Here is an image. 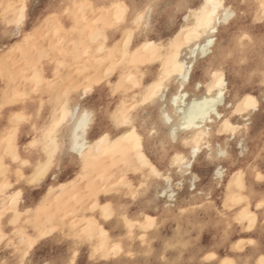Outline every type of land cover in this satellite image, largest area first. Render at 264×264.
Segmentation results:
<instances>
[{"label": "snow or ice", "instance_id": "obj_1", "mask_svg": "<svg viewBox=\"0 0 264 264\" xmlns=\"http://www.w3.org/2000/svg\"><path fill=\"white\" fill-rule=\"evenodd\" d=\"M46 3L31 31L27 5L20 6L11 20L5 21L11 31L4 35L15 40L9 51L28 43L53 16L67 15L55 0ZM75 7L83 10L85 6ZM98 11L105 23L122 34L113 46V51L125 57L121 73L130 64L151 63L140 56L142 52L163 50L166 56L158 74L150 75L144 85L139 74L135 79L127 77L128 86L141 93L137 110L111 98L125 82L122 74L115 86L107 85V100L103 95L99 99L90 95L92 86L77 95L69 89L58 93L48 110L41 101L32 116L17 112L10 118L5 147L0 152V264H98L123 252L119 245L112 246L110 253L103 251L98 238H106L108 233L95 221L84 231L62 232L52 226L55 221L51 217L43 227L31 226L57 190L49 184H58L60 172L74 167L80 175L70 178L68 184H59V190L76 185L89 172L102 147L120 149L121 158L131 153L136 171L163 181L162 186L143 182L134 186L122 181L121 190L114 187L108 203L92 205L94 212L99 208L101 220L119 221L129 230L135 225L122 202L125 196L137 210L174 201V189L181 187L185 175L193 186L200 179L193 175L197 163L214 166L209 191L226 173L230 192L247 193L249 185L257 184L262 190L245 201L244 211L236 218L250 238L232 245L231 258L220 260L214 245L204 248L200 243L201 236L211 232L215 217H223L228 211L229 201L225 199L222 209L213 210V219L204 215L206 207H213L209 195L206 204L195 206L201 210L199 217L192 215V208L182 209L181 214L187 213L191 220L183 243L170 241L164 249H176L180 255L176 260L161 256L158 264H264V123L256 128L253 120L257 113L264 118V60L258 69L254 63L243 68L225 64L229 56L245 64L244 43L250 41L252 25L258 20L264 29V0H120L100 6ZM174 34L175 39H164ZM222 37L234 41L236 47L224 48ZM93 39L100 43L101 52L107 51L103 30ZM259 44L264 51V33ZM115 67L113 64L103 74L104 79L95 83L104 85ZM95 91L102 93L104 89ZM244 157L246 161L237 163ZM224 162L235 165L231 172ZM34 196L42 198L29 207L28 201ZM156 226L152 216L145 217V224L140 225ZM185 249L189 257L196 258H183Z\"/></svg>", "mask_w": 264, "mask_h": 264}, {"label": "rangeland", "instance_id": "obj_2", "mask_svg": "<svg viewBox=\"0 0 264 264\" xmlns=\"http://www.w3.org/2000/svg\"><path fill=\"white\" fill-rule=\"evenodd\" d=\"M106 0H71L70 2L68 1V0H55V2H56V4L58 5H60V6H63L64 7V9L66 10V12H67V15H64V16H53L52 17V19H50V20H48V22L47 23H44V24H42L41 26H40V30H39V32L37 33H35L34 34V36H33V38L30 40V41H32V42H29L28 44H24L23 46H21V49H20V52H19V49H17L15 52L14 51H9V49L12 47V44L13 43H15V40H14V38L13 39H9L8 38V36H6V35H4V33L5 32H10L11 30V26L10 25H7V24H5V21L6 20H11V18L14 16V14L17 12V10L16 9H18L21 5H27L28 6V12L30 13V12H33V15H35L37 18H36V22L37 21H39L40 19H41V14L44 12V10H45V8L47 7V3H46V0H0V45L1 44H3V43H7L6 44V46H5V49H4V51H0V115H3V111H5V109L6 110H10L9 112L11 113V117L12 116H14L17 112H21V113H23L24 115H25V109L23 108L24 107V103H25V101L28 99V97H29V94L26 92V90H25V87L28 85V83H29V81H31V82H33L34 84H33V89H34V91H39V89H40V87H41V85L43 84V81L42 80H40L42 77L41 76H43L44 75V73H46V72H43L42 71V69L44 70V65H46V62H49V63H56L57 64V70L58 71H62V70H69V73H67V75H72L70 72H72V69H71V64L70 63H68V61H67V58L70 60V62H72V60H74L73 58H78V60H79V64L80 65H83L84 67L83 68H85V67H87V66H89L90 65V63H88L89 62V60L91 61L92 59H94V63H96V59H98V58H100L102 55L104 56L105 54H104V52H102V54L100 53V54H95V56L94 55H92V57L88 60V61H86V60H84L85 58H88V54H89V56H91V54H93V53H87V51L88 50H90V49H94L95 50V48H97V47H101V45H100V43H98L96 40H93L92 42L93 43H91L90 42V37L92 36V37H94V34H95V32H98V31H100L101 29L103 30V32H104V34H105V36H106V31H108V32H111L112 31V27L110 26V24H107V23H105L104 22V20H105V17L101 14V13H99V11H98V8L100 7V6H104V5H108L107 4V2H105ZM118 0H114L113 2H117ZM72 2V3H71ZM90 2V3H89ZM63 3V4H62ZM103 3V4H102ZM71 4V6L72 7H69V5ZM99 4V5H98ZM14 5V6H13ZM77 5H81V6H85L84 8H83V10H81V8H78V7H75V6H77ZM92 6V7H87V6ZM75 8V9H74ZM77 9V10H76ZM6 10V11H5ZM74 10V11H73ZM9 11V12H8ZM89 13H91L90 15H88L89 16V18L91 19V20H89L90 22L93 20L95 23H90L89 21H87L88 20V18L85 20V19H83L82 17L84 16V17H88L86 14H89ZM79 14V15H78ZM39 15V16H38ZM81 15V16H80ZM86 15V16H85ZM98 15V16H97ZM76 16H77V18H76ZM93 16H95L94 18H93ZM59 17H60V19H59ZM80 17V18H79ZM101 17H103L102 19H101ZM96 18H97V20H96ZM80 19V20H79ZM104 19V20H103ZM2 20V21H1ZM66 20V21H65ZM86 21V23H87V25H86V28H88V32L87 33H90V36H85L84 34H83V31H84V29H86L85 28V26H84V24H86L85 23V21ZM81 21L82 22H84L83 24L81 23ZM92 21V22H93ZM93 24V25H98L97 23H99L100 25H98L97 27H95V26H93V27H95L97 30H95V28L93 29V27L92 28H90V24ZM2 23V24H1ZM54 23V24H53ZM62 23V24H61ZM103 23H104V25H103ZM32 24V23H31ZM34 25H32V28H33V26H36V23H33ZM1 25H2V27H1ZM72 25V26H71ZM74 25V26H73ZM83 25V26H82ZM6 26V27H5ZM57 26V27H56ZM76 26V27H75ZM92 26V25H91ZM30 27V26H29ZM28 27V28H29ZM80 28V29H78V28ZM82 27H84V28H82ZM32 28L30 27V30L29 31H31L32 30ZM43 28H44V30H43ZM49 28V29H48ZM53 28V29H52ZM74 28V29H73ZM61 29V30H60ZM65 29V30H64ZM100 29V30H99ZM58 30V31H57ZM60 30V31H59ZM92 30V31H91ZM94 30V31H93ZM69 31V32H68ZM77 31V32H76ZM56 32V33H55ZM63 32V33H62ZM85 32V31H84ZM92 32V33H91ZM112 32H117V31H115L114 29H113V31ZM43 33V34H42ZM45 33H47V34H45ZM55 33V34H54ZM70 33V34H69ZM77 33V34H76ZM81 33H82V35H84V36H82L81 35ZM262 33H264V29H262V27H261V24H260V22L257 20V22L255 23V24H253L252 25V30L248 33V35H249V37H250V41H248V42H245L244 43V55H243V59L245 60V64L244 65H240L239 64V62L235 59V57L234 56H229L226 60H225V64L227 65V64H231V65H233V66H235V67H239V68H243V67H247L250 63H254L255 64V66H256V68L258 69L259 68V66H260V63H261V61L262 60H264V51H262L261 50V47H260V44H259V39H260V36H261V34ZM39 36H38V35ZM62 34V35H61ZM64 34V35H63ZM37 35V36H36ZM48 35H49V37H48ZM58 35L60 36V37H58ZM70 35V36H69ZM73 35V36H72ZM119 35L121 36L122 34L119 32ZM43 36H44V38H43ZM50 36H51V38H50ZM64 36H65V38H64ZM71 36L72 37H76L74 40H76V41H72L71 42V40H68V41H70V42H67L66 41V38H71ZM64 38V39H63ZM83 38V39H82ZM87 38H88V40H87ZM9 39V40H8ZM46 39V40H45ZM85 39V40H84ZM93 39V38H92ZM7 40V41H6ZM40 40V41H39ZM42 41H44L43 43H42ZM79 41V42H78ZM82 41V42H81ZM83 41H86V43H87V45H86V43L85 44H83ZM2 42V43H1ZM37 43V44H35V43ZM73 42H74V44H73ZM90 43V44H89ZM46 44V45H45ZM97 44V45H96ZM222 44H223V47L224 48H228V47H233V48H235L236 47V44H235V42L234 41H232V40H229V39H224L223 37H222ZM44 47H43V46ZM64 45V46H63ZM105 45V46H104ZM103 45V47L105 48L106 47V43ZM32 46V47H31ZM38 46V47H37ZM42 46V47H41ZM46 46V47H45ZM70 46V47H69ZM77 46V47H76ZM85 46V47H84ZM88 46V47H87ZM9 47V48H8ZM25 47H27V48H29V50H25ZM63 47H65V48H63ZM67 47V48H66ZM47 48L49 49V50H47ZM62 48V49H61ZM72 48V49H71ZM73 48H75V49H79V50H81V52H79L78 53V55L76 56L74 53H73V51L72 50H75V49H73ZM85 48V49H84ZM7 49V50H6ZM32 49H33V51H32ZM59 49H61V50H59ZM65 49H67V53H66V51H64ZM106 49V48H105ZM44 50H46V52L44 51ZM65 52V53H63V51ZM69 50V51H68ZM22 51H23V53H22ZM25 51V52H24ZM58 51V52H57ZM60 51H62V53L60 54ZM78 51V50H77ZM17 54V56L14 54ZM18 52V53H17ZM34 52V53H33ZM148 52V51H147ZM4 53V54H3ZM30 53V54H29ZM46 53V54H45ZM81 53V54H80ZM105 53H107L106 51H105ZM119 53H120V55H119ZM146 53V52H145ZM145 53H143V54H145ZM149 54L151 53V52H148ZM7 54V55H6ZM12 54V55H11ZM19 54L20 55H22V56H19ZM28 54H29V56H28ZM5 55V56H4ZM24 55V56H23ZM26 55L28 56V57H26ZM33 55H34V57H33ZM117 55H118V59H119V65H121V62L120 61H122V60H124V55H123V53H121L120 51H117ZM147 54H145V55H143V58L145 59V60H150L151 61V63H147L146 65H148V64H153L151 67L154 69L156 66V60L157 59H155L154 58V56H153V54H151L150 56H146ZM14 56H16L17 57V59H15L16 57H14ZM80 56V57H79ZM87 56V57H86ZM5 57V58H4ZM8 57H10V58H8ZM21 57V58H20ZM24 57V58H23ZM97 57V58H96ZM124 57V58H123ZM253 57V58H252ZM15 60H14V59ZM20 58V59H19ZM75 58V59H76ZM123 58V59H122ZM31 59V60H30ZM33 59V60H32ZM65 59V60H64ZM14 60V61H13ZM18 60V61H17ZM26 60V61H25ZM82 60V61H81ZM8 61H9V63H11L12 62V65H10L9 63H8ZM16 61H17V64H15L16 63ZM31 63H30V62ZM34 61H35V63H34ZM154 61V62H153ZM27 62V63H26ZM38 62V63H37ZM43 62H45L44 64H43ZM19 63H20V65H19ZM30 63V64H29ZM32 63H33V66H32ZM94 63H92V64H94ZM23 64L24 65H27L26 66V68H24V66H23ZM20 67H19V66ZM36 65V66H35ZM60 65H63V67L61 66L60 67ZM131 65L133 66V67H131ZM11 66V67H10ZM31 66V67H30ZM42 66V67H41ZM70 66V67H69ZM13 67H15V68H13ZM35 67H37V68H35ZM39 67V68H38ZM129 69L131 68H134L135 69V67H134V64H130L129 66ZM23 68H24V70H23ZM61 68H62V70H61ZM83 68L81 67V71L83 70ZM34 69V70H33ZM71 69V70H70ZM157 68H155L154 70H156ZM18 70H19V72H18ZM30 70H33V71H31L30 72ZM133 70V69H132ZM137 70V69H136ZM22 71V72H21ZM25 71V72H24ZM45 71V70H44ZM135 70H133L132 72H134ZM29 72H30V74H29ZM11 73V74H10ZM40 73V74H39ZM43 75H42V74ZM138 72L136 71L135 72V74L134 73H131L132 74V76H136L135 78H137V74ZM20 74V75H19ZM34 74V75H33ZM64 73H61L60 74V76L62 77V79H61V77H59L58 78V81H57V84L58 85H62L63 84V82L62 81H64L65 79H63V78H68V77H71L70 75L69 76H67L66 74H64ZM46 75V74H45ZM65 76V77H64ZM67 76V77H66ZM20 77V78H19ZM97 77V76H96ZM101 80H102V77L101 76H98ZM133 77V78H134ZM86 78V77H85ZM85 78H82L83 80L85 79ZM134 78V79H135ZM22 81V83H20V81ZM70 79L71 78H69L68 79V81H64L65 83L64 84H70L69 82H71L70 81ZM73 79V78H72ZM81 79V80H82ZM87 79V78H86ZM97 79L98 78H96V80L94 81V82H96L97 81ZM18 80V81H17ZM60 80V81H59ZM80 79H79V81H80V83L83 81H81ZM11 81V82H10ZM18 82V83H16L15 84V82ZM41 81V82H40ZM86 81V80H85ZM14 82V83H13ZM46 82V84L47 85H56V83H54V82H51V80L50 81H45ZM68 82V83H67ZM78 82V81H77ZM40 83V84H39ZM54 83V84H53ZM73 83H75V82H72V84ZM79 83V82H78ZM77 83V84H78ZM86 83L87 82H82L81 83V85L80 86H84V85H86ZM10 85H12V87H10ZM20 85V86H19ZM74 85H76V84H74ZM98 86H96V87H94V93L96 92L95 91V89H97V88H101L103 85H99V84H97ZM259 85V83L257 82V84H256V86H258ZM66 85H64V87H65ZM77 86V85H76ZM100 86V87H99ZM10 87V88H9ZM17 87V88H16ZM67 87V86H66ZM65 87V88H66ZM74 87L75 86H73L72 85V87L70 86L69 87V85H68V89H74ZM79 87V86H78ZM7 88V89H6ZM38 88V89H37ZM71 89V90H72ZM125 91H127V92H129V93H136V92H134L135 90H138V88H136V87H130V86H128V83H127V86L125 87V88H123ZM127 89V90H126ZM6 90H8V92L6 91ZM124 90H122L123 92H124ZM131 90V91H130ZM22 92V93H21ZM4 93H5V96H4ZM7 93H8V95H7ZM35 94H37V92L35 93ZM23 95V96H22ZM95 95H97V98L99 99V97H100V95H102L101 93H99V92H96L95 93ZM122 95H124V94H122ZM8 96V97H7ZM11 96V97H10ZM13 96V97H12ZM19 96H20V98H19ZM16 98V99H15ZM7 99V100H6ZM114 98H112V100H113ZM134 100V101H133ZM133 100H131L130 102H133V104H132V106L130 105V109H133V110H137V107H135V106H139V104H138V102H137V100H136V98L134 99L133 98ZM114 101V100H113ZM135 102V103H134ZM22 103V104H21ZM15 104H17V105H15ZM135 104V105H134ZM129 105V104H128ZM127 105V106H128ZM257 114H259V113H257ZM257 114H255L254 115V117H253V120H254V125H255V127L256 128H259L260 126H261V124L262 123H264V118H262V116H261V114H259V115H257ZM2 117V116H1ZM10 117V118H11ZM257 119V120H256ZM9 121H10V119H9ZM9 126V123L4 127V129H3V132H4V138L2 139V141H5V139H6V133H7V129L9 128L8 127ZM24 125H21V127H23ZM1 141V142H2ZM3 143V142H2ZM4 144V143H3ZM2 144V145H3ZM4 147H5V145H3ZM247 158V157H246ZM245 157L244 158H242L241 160H239V163H243L244 161H246L247 159H246ZM123 159V158H122ZM125 162L127 163V164H125ZM129 163L130 164H132V165H135L133 162H132V158H124L123 160H122V166L123 167H125V168H122V166H121V168H122V170L120 169V168H118L119 169V173H121V171H122V176H126V177H123V180H124V178L126 179V182L127 181H129V183H131V184H135V186H138L139 185V183H148V184H151V182H153V181H156V180H158L159 178H151V177H148L146 174H144L142 171H136L135 169H133V168H131L130 167V169H128V171H126L127 169H126V167H128V165H129ZM129 168V167H128ZM126 169V170H125ZM133 169V170H132ZM124 173V174H123ZM129 173L131 174V176L129 175ZM135 174V175H134ZM144 174V175H143ZM117 175V176H116ZM115 176L116 177H118L119 179H122V177L120 178L119 176L121 175V174H116ZM145 176H147V178L145 177ZM116 177H114L113 176V179H115ZM130 177H132V178H130ZM140 177V178H139ZM145 177V179H142V178H144ZM117 178V179H118ZM112 179V178H111ZM117 179L115 180L116 182L114 183V184H110V182H111V180L109 181V184H110V186H107L106 187V190L108 189V191H106L105 190V184H106V182L105 183H103V179L102 180H98L99 181V183H97V184H100L101 183V181H102V184H104V186L103 185H99V186H97L96 188H98L99 187V189H102L101 187L103 186V190H101V191H106V192H101L103 195L105 194H107L106 196L107 197H111L112 195H113V193H111V192H113L112 190V188L113 187H116V189L117 190H121V182H119L120 180H118L117 181ZM128 179V180H127ZM138 179V180H137ZM152 179V180H151ZM154 179V180H153ZM135 180H137L136 182H135ZM97 181V182H98ZM125 181V180H124ZM112 182H114V180L112 181ZM117 185V186H116ZM118 185H119V187H118ZM109 187V188H108ZM202 188L205 190V192L207 193V190H209V188H210V184L209 183H205V184H203L202 185ZM111 189V190H110ZM207 189V190H206ZM249 189L251 190V191H249L248 193H241V194H236V192H234V194L236 195V198L234 197V199H235V202H233V201H229V203H228V211L224 214L225 216H223V218L222 217H215V224H214V226H213V230H211V232H210V234H208L209 232H205L202 236H201V244H202V246L204 247V248H212L213 247V245L215 246V253H221V252H225V251H227L228 250V248L230 249V250H228V252H225L224 254L227 256V257H231V253L229 254V251L231 252L232 251V245L233 244H235V243H237V242H239L240 240H246V239H248V238H250V234L249 233H247V232H244V231H242L240 228H239V225H237L236 224V218L237 217H239L240 216V214L243 212V210H244V208L246 207V204H245V201H249V200H251L252 199V196H254V195H258L257 193L259 192V193H261V188H260V186L257 184V185H255L254 187L253 186H251V185H249ZM255 191V192H253V191ZM234 191V190H233ZM232 191V192H233ZM257 191V192H256ZM252 192V193H251ZM111 193V194H110ZM229 193H231L228 189H227V192H226V189H225V195L227 196V195H230ZM254 193V194H253ZM196 194H198V193H196ZM232 195H234L233 193H231ZM243 194V195H242ZM248 194V195H247ZM183 195V196H182ZM192 195L193 194H191L190 196H188V198H186V196H185V193H181L180 194V196H179V198L177 199V200H179V201H176L175 202V205L174 206H171L170 208H172V210L170 209V210H168L169 209V207H158V209L156 208L155 209V214H153V212H152V214H150V212L147 210V209H142V210H144V211H142V210H140L139 212H138V210H137V208H136V205L135 204H128V198L125 196L124 198H123V200H122V202H124L126 205H127V214H128V219L134 224V222H135V224L134 225H137L136 227H133L131 230H129L125 225H123L122 223H120L119 221H115L114 222V220H112V219H109V221L108 220H99V219H101L100 218V214H95V219H96V221H97V223H99L100 225H101V227H103V228H107V229H109V231H108V236L106 237L107 238V240H105L106 238H103V240H102V238H98V243H100V244H103V246L105 247V249L103 248V251L106 253V249L109 247V249H107L108 250V252L107 253H110L111 252V248H110V245L112 244V241L110 242V238H111V233H114V232H117V233H120V237H121V239L123 240V252L124 253H122V254H117V255H112V256H110L109 257V259L108 260H104V259H101L100 261H98V264H107V263H109V264H117V262H118V264H158V262H159V260L160 259H158L157 258V256H163L164 254H162V252H164L163 250H164V248H165V246L170 242V241H175V242H177L178 241V239H180L177 243H180V244H182L183 243V237H184V235L186 234L185 232H187V225L189 224V223H191V220L188 218V214L187 213H185V214H181L182 213V209H184V208H192L194 211H193V213H192V215L193 216H195V217H199L200 216V214H201V211L200 210H198V209H196L195 208V206H196V204L198 203V202H200V204H206L207 203V201H208V199L207 198H205V194H202V196H201V194H198V195H195V196H193V198H192ZM237 195H240V196H238L237 197ZM198 196V197H197ZM241 196H243V200H240V197ZM248 196H249V198H248ZM182 197V198H181ZM227 197H229V196H227ZM231 197H233V196H231ZM247 197V198H246ZM251 197V198H250ZM196 198H198V199H196ZM199 198L201 199V200H203L202 198H205L204 199V203L202 202V201H199ZM109 199V198H108ZM118 199H119V197H118ZM192 199H193V201H192ZM194 199H196L197 201H195ZM237 199V200H236ZM239 199V200H238ZM185 200H187V203L185 204ZM102 202H103V200H102ZM183 202V203H182ZM202 202V203H201ZM191 203H193V204H191ZM195 204V205H194ZM130 205V206H129ZM222 205H223V203L221 202L220 203V205H219V207L218 208H221L222 209ZM245 205V207L243 208V206ZM89 206V205H88ZM133 206H135V207H132ZM180 206H182V207H180ZM64 206H61V211H60V214H59V217H61V218H63V219H65V221L64 220H62L64 223V227H65V229H67V230H69V231H73L75 228H79L78 230H82V228H81V226L80 225H85L86 226V223L84 222H82L80 225H77V224H79V222H76L75 220H76V218L77 219H79V216H77L78 215V213H79V215L81 214V213H87V212H89L90 210H89V208L91 207V206H89V207H83V208H85V209H88V210H85V209H81V210H78V211H76V213H74V211H75V209H72V211H70L69 209H65V207L63 208ZM243 209H242V208ZM131 208V209H130ZM91 209H92V207H91ZM166 209V210H165ZM240 209V210H239ZM133 210H135V211H133ZM210 210V211H209ZM209 210L207 211V207L203 210V214H205V215H207V216H209V219H213L214 217H213V215H212V213H213V210L214 209H210L209 208ZM239 210V211H238ZM92 211V210H91ZM98 212H99V208H98V210H97ZM97 211H96V213H97ZM170 211H172V212H170ZM200 211V212H199ZM240 211H242L241 213H239ZM170 212V213H169ZM208 212H210V213H208ZM62 213V214H61ZM63 213H67L68 214V218H67V216L66 217H64V215L65 214H63ZM142 213V215H140ZM238 213H239V215H238ZM137 214V215H136ZM170 214V215H169ZM71 215H72V218H71ZM83 215V214H82ZM98 215H99V217H98ZM135 215V216H134ZM140 217H139V216ZM81 216V215H80ZM138 216V217H137ZM147 216H152L153 218H155L156 220H157V226L155 227V228H141L140 227V225L139 224H141V225H143V224H145V217H147ZM227 216V217H226ZM230 216H231V219H232V223H231V227H228V223H230L231 221V219L230 220H228L229 218H230ZM58 217V216H57ZM226 217V218H225ZM67 218V219H66ZM70 218V220H71V223H70V221L68 222V219ZM225 218V219H224ZM228 218V219H227ZM168 219V220H167ZM72 220H74L75 222H76V224H73L72 226L70 225H68V223L69 224H72ZM138 220V221H137ZM221 220H222V222L223 223H221ZM66 221L68 222V223H66ZM74 221H73V223H74ZM103 223H102V222ZM139 221H142V222H139ZM160 221V222H159ZM162 221V222H161ZM227 221H229V222H227ZM138 223V224H137ZM222 224V226H221V224ZM224 223H225V225H224ZM104 224V225H103ZM110 224V225H109ZM227 224V225H226ZM123 225V226H122ZM234 225V226H233ZM235 225H237V227L235 226ZM122 228H121V227ZM221 226V227H220ZM116 227H118V229H116ZM239 228L240 229V231H238L239 229H236V228ZM81 228V229H80ZM120 228H121V230H120ZM219 228V229H218ZM235 228V229H234ZM126 229V230H125ZM137 229V230H136ZM127 230H128V232H127ZM142 232H141V231ZM145 230V231H144ZM156 230V231H155ZM164 230V231H163ZM168 230V231H167ZM233 230V231H232ZM236 230H237V232L238 233H240V235H238V233L236 232ZM61 231L63 232L64 231V229H61ZM133 231V232H132ZM135 231V232H134ZM166 231V232H165ZM179 231V232H178ZM109 232H110V234H109ZM145 232V233H144ZM157 232V233H156ZM177 232V233H176ZM242 232V233H241ZM243 232L244 233H247V234H243ZM127 233V234H126ZM130 233V234H129ZM132 233V234H131ZM136 233V234H135ZM139 233V234H138ZM122 234H124V235H122ZM126 234V235H125ZM134 234V235H133ZM146 234V235H145ZM184 234V235H183ZM207 234V235H206ZM249 234V235H248ZM148 236L149 235V238L148 237H146L144 240H141L140 239V237L141 236ZM234 235V236H233ZM247 235V236H246ZM215 236H217L218 238L216 239V237ZM138 237V238H137ZM177 237V238H176ZM182 239H181V238ZM204 237V238H203ZM232 237V238H231ZM241 237V238H240ZM236 238V239H235ZM237 238H238V240H237ZM110 239V240H109ZM139 239H140V241H139ZM154 239V240H153ZM177 240V241H176ZM203 240V241H202ZM231 240V241H230ZM102 241V242H101ZM129 241V242H128ZM137 241H139V242H137ZM143 241H145V242H147V246H146V243H144ZM205 241H207V243H204ZM224 241H227V244H225V242ZM228 241H229V243H228ZM126 242V243H125ZM141 242V243H140ZM152 242V243H151ZM111 243V244H110ZM137 243V244H136ZM144 243V244H143ZM155 243V244H154ZM223 243V244H222ZM180 244H177V245H180ZM205 244V245H204ZM228 244H230L229 246L230 247H228ZM106 245V246H105ZM130 245V246H129ZM142 245V246H141ZM144 245V246H143ZM165 245V246H164ZM217 245H219V247L218 248H216L217 247ZM221 245H223L222 247H221ZM227 245V246H226ZM113 246V244L111 245V247ZM134 246L136 247V248H134ZM152 246V247H151ZM107 247V248H106ZM127 247L129 248V249H127ZM140 247V248H139ZM142 247H143V249H142ZM149 247H150V249H149ZM127 250H126V249ZM137 248H139V249H137ZM157 248H158V250H157ZM220 248V249H219ZM137 249V250H136ZM147 249V250H146ZM161 249H162V251H161ZM169 249L170 248H168L167 249V252H165V255L167 256H163L165 259H168V255H169V260H173L175 257H176V259L178 258L177 256H179L180 254L179 253H177L178 251L176 250V249H170V250H172V251H169ZM225 249V250H224ZM141 253H140V252ZM145 251V252H144ZM147 251H149V252H147ZM161 251V252H160ZM126 252V253H125ZM160 252V254L159 255H157L158 253ZM175 252V253H174ZM187 252H188V250L187 249H185L184 250V256H183V258H185V259H188L189 258V256L187 255ZM106 253V254H107ZM128 253H131V255H129ZM152 255H151V254ZM228 253V254H227ZM128 254V255H127ZM162 254V255H161ZM175 255L174 257H171L172 255ZM177 254V255H176ZM179 254V255H178ZM119 255V256H118ZM135 255H138V256H135ZM157 255V256H156ZM229 255V256H228ZM216 256H217V254H216ZM188 257V258H187ZM135 258V259H134ZM159 258H161V257H159ZM196 257L195 256H192L191 258H189V259H195ZM147 259V260H146ZM111 260V261H110ZM119 260V261H118ZM137 260V261H136ZM125 261H127V262H125ZM135 262V263H134ZM136 262H138V263H136ZM145 262V263H144ZM209 264H211L210 262H209Z\"/></svg>", "mask_w": 264, "mask_h": 264}, {"label": "bare ground", "instance_id": "obj_3", "mask_svg": "<svg viewBox=\"0 0 264 264\" xmlns=\"http://www.w3.org/2000/svg\"><path fill=\"white\" fill-rule=\"evenodd\" d=\"M21 1V0H20ZM69 2L71 1V0H68ZM114 0H106L105 2H107V4H111V3H115V2H113ZM117 2H120V0H118ZM72 3V2H71ZM90 3V2H89ZM63 4V3H62ZM103 4V3H102ZM59 5V4H58ZM71 5V4H70ZM99 5V4H98ZM14 6V5H13ZM22 6V5H21ZM75 9V8H74ZM16 10H18V9H16ZM77 10V9H76ZM82 10V9H81ZM6 11V10H5ZM74 11V10H73ZM9 12V11H8ZM29 13V12H28ZM91 13H89V14H86L87 16L88 15H90ZM79 15V14H78ZM85 15V16H86ZM39 16V15H38ZM81 16V15H80ZM98 16V15H97ZM95 16H93V18H94ZM36 16L35 15H33V12H30L29 13V26L32 28V25H34L33 23H36ZM76 18H77V16H76ZM80 18V17H79ZM83 19H87L88 18V20L87 21H89V20H91L90 18H89V16L88 17H82ZM103 17H101V19H102ZM59 19H60V17H59ZM80 20V19H79ZM84 20V21H85ZM96 20H97V18H96ZM104 20V19H103ZM2 21V20H1ZM40 21V20H39ZM66 21V20H65ZM93 21V20H92ZM90 22V23H95L94 21L93 22ZM88 22V23H89ZM32 23V24H31ZM81 23L83 24L84 22H82L81 21ZM85 23H86V21H85ZM89 23V24H90ZM2 24V23H1ZM54 24V23H53ZM62 24V23H61ZM98 25H100L99 23H97ZM86 25H87V23L86 24H84V26H85V28H86ZM92 25V26H91ZM98 25H93V24H90V28H92L93 26H95V27H97ZM103 25H104V23H103ZM28 26V27H29ZM72 26V25H71ZM74 26V25H73ZM83 26V25H82ZM101 26V25H100ZM105 26V25H104ZM190 26V25H189ZM1 27H2V25H1ZM6 27V26H5ZM30 27L28 28L29 30H30ZM33 27H35V26H33ZM42 27V26H41ZM57 27V26H56ZM76 27V26H75ZM95 27H93V29L95 28ZM78 28V27H77ZM82 28H84V27H82ZM89 28V27H88ZM88 28H86V29H84V31H83V34L85 35V36H87L88 34V36H90V33H87L88 32ZM98 28V27H97ZM49 29V28H48ZM53 29V28H52ZM74 29V28H73ZM78 29H80V28H78ZM11 30V29H10ZM28 30V31H29ZM43 30H44V28H43ZM61 30V29H60ZM59 30V31H60ZM65 30V29H64ZM95 30H97L96 28H95ZM100 30V29H99ZM102 30V29H101ZM58 31V30H57ZM87 31V32H86ZM92 31V30H91ZM94 31V30H93ZM109 31V30H108ZM108 31H106L107 33H106V36H107V42H106V52L107 53H105L104 52V56L102 55L100 58H98V59H96L95 61H96V63H94V59H92L91 61L89 60L91 57H92V55H94L95 56V54H102V52L99 50L100 48L99 47H97V48H95V50L92 48V49H90V50H88L87 51V53L89 52V53H93V54H91V56H89V54H88V58H85L84 60H86V61H88L89 60V62L88 63H90V65L89 66H87V67H85V68H83L84 66L83 65H80L79 63V60H78V58H73L74 60H72V65H71V69H72V72H70L72 75H70L71 77H68L67 79L66 78H63V79H65L66 81H68V79L69 78H71L70 79V81L71 82H69L70 84H68L69 85V87L71 86L72 87V85L73 86H75L74 87V89H72L71 90V94L72 95H77V94H80L81 92H82V90H83V88L84 87H89V86H92L93 88H94V85L96 84L94 81L96 80V78H98V79H100L98 76H101L102 77V79H104V76H103V74L104 73H107L108 71H109V68L113 65V64H115L116 65V67L113 69V71H112V74H111V76H109V77H107V80H106V83L102 86V87H104V86H106L105 88H103L104 89V91L101 93L102 95H103V97L105 98V100H107V98H108V96H109V94H110V90L107 88V85L108 84H111V85H113V86H115L119 81H120V78H121V75L123 74L124 75V77H125V82L124 83H122L121 85H120V88H119V90H117L116 91V93H115V95L114 96H112L111 98H115V97H117V96H119L120 94L122 95V94H124V95H120L121 96V98H119V102L118 103H123L124 105H128L127 107L129 108L130 107V105L132 106V104H133V102H130L131 100H133V98L135 99L136 98V100H137V102H138V104L140 105V96H141V93H140V90L138 89V90H135L134 92H136L135 94L134 93H129V92H127V91H125L123 88H125L126 86H127V83H128V81H127V77L129 76V75H131L132 76V74L131 73H134L135 74V72L137 71L138 73L136 74L137 76H138V74H139V80H140V84H142V85H144L145 84V82H147L148 80H149V77H150V75H152L153 73H156V74H158V72H159V68L162 66L161 65V60L166 56V52H164L163 50H161V51H159V52H153V51H151V50H149L148 52H151L150 54L147 52V51H145V52H142L141 54H140V56L143 58V55H145V54H147L148 56H150L151 54H153V56H154V58L155 59H157L156 60V67L155 68H157L156 70H154L151 66L154 64H148V65H146V64H139V65H135L134 64V67H135V69L134 68H132L133 70H135L134 72H132L133 70L130 68L129 69V67H126V69H125V71L123 72V73H121L120 72V67H121V65H119V59H118V55H117V51H113V46H114V44H115V41L120 37V35H119V32H112L113 31V29H112V31L111 32H108ZM39 32V31H38ZM37 32V33H38ZM69 32V31H68ZM77 32V31H76ZM56 33V32H55ZM54 33V34H55ZM63 33V32H62ZM92 33V32H91ZM96 33V32H95ZM43 34V33H42ZM45 34H47V33H45ZM70 34V33H69ZM77 34V33H76ZM38 35V34H37ZM36 35V36H37ZM62 35V34H61ZM60 35V36H61ZM64 35V34H63ZM81 35H82V33H81ZM84 35H82V36H84ZM39 36V35H38ZM59 35H58V37H60ZM70 36V35H69ZM73 36V35H72ZM71 36V38L69 37V38H66V41L67 42H70V41H68V40H71V42L72 41H76V40H74L76 37H72ZM35 37V36H34ZM48 37H49V35H48ZM8 38L9 39H13L11 36H8ZM43 38H44V36H43ZM50 38H51V36H50ZM64 38H65V36H64ZM63 38V39H64ZM93 37L91 36L89 39H90V42L91 43H93L92 41L94 40V39H92ZM8 39V40H9ZM83 39V38H82ZM164 39H175V34L174 35H172V36H168V37H164ZM46 40V39H45ZM85 40V39H84ZM87 40H88V38H87ZM7 41V40H6ZM40 41V40H39ZM89 41V40H88ZM29 42H32V41H28V43ZM44 41H42V43H43ZM79 42V41H78ZM82 42V41H81ZM2 43V42H1ZM28 43H26V44H28ZM35 43V42H34ZM86 43V41H83V44H85ZM133 43H135V41L133 42ZM6 44L7 43H3V44H1L0 45V51L2 52V51H4V49H5V46H6ZM35 44H37V43H35ZM73 44H74V42H73ZM90 44V43H89ZM8 45V44H7ZM46 45V44H45ZM86 45H87V43H86ZM97 45V44H96ZM23 46V45H22ZM25 46V45H24ZM43 46V45H42ZM41 46V47H42ZM64 46V45H63ZM105 46V45H104ZM32 47V46H31ZM38 47V46H37ZM44 47V46H43ZM46 47V46H45ZM70 47V46H69ZM77 47V46H76ZM85 47V46H84ZM88 47V46H87ZM185 47H186V45H183V46H181L180 47V52H181V54L183 55L184 54V52H185ZM9 48V47H8ZM63 48H65V47H63ZM67 48V47H66ZM21 49V48H20ZM20 49H19V52H20ZM62 49V48H61ZM61 49H59V50H61ZM72 49V48H71ZM73 49H75V48H73ZM85 49V48H84ZM7 50V49H6ZM25 50H29V48H27V47H25ZM47 50H49L48 48H47ZM78 50V51H77ZM135 49L133 48L132 49V51H134ZM32 51H33V49H32ZM45 52H46V50H44ZM63 51V50H62ZM62 51H60V54L62 53ZM64 51H66V53H67V49H65ZM63 51V53H65ZM69 51V50H68ZM73 51V53L77 56L78 55V53L79 52H81V50H79V49H75V50H72ZM15 52V51H14ZM13 52V53H14ZM25 52V51H24ZM58 52V51H57ZM16 53V52H15ZM14 53V54H15ZM18 53V52H17ZM22 53H23V51H22ZM34 53V52H33ZM122 53V52H121ZM143 53H145V54H143ZM4 54V53H3ZM30 54V53H29ZM29 54H28V56H29ZM46 54V53H45ZM81 54V53H80ZM7 55V54H6ZM12 55V54H11ZM16 56H17V54H15ZM119 55H120V53H119ZM146 55V56H147ZM5 56V55H4ZM16 56H14V57H16ZM19 56H22V55H20L19 54ZM24 56V55H23ZM27 55H26V57H28ZM147 56V57H148ZM1 57V56H0ZM33 57H34V55H33ZM80 57V56H79ZM87 57V56H86ZM5 58V57H4ZM8 58H10V57H8ZM21 58V57H20ZM19 58V59H20ZM24 58V57H23ZM97 58V57H96ZM124 58V57H123ZM122 58V59H123ZM145 58V57H144ZM143 58V59H144ZM253 58V57H252ZM14 59V58H13ZM15 59H17V57L15 58ZM14 59V60H15ZM125 59V58H124ZM184 59L186 60V59H188V57L187 56H185L184 57ZM13 60V61H14ZM31 60V59H30ZM33 60V59H32ZM65 60V59H64ZM18 61V60H17ZM17 61H16V63L15 64H17ZM26 61V60H25ZM82 61V60H81ZM123 61V60H122ZM30 62V61H29ZM121 62V61H120ZM154 62V61H153ZM8 63H9V61H8ZM27 63V62H26ZM31 63V62H30ZM29 63V64H30ZM34 63H35V61H34ZM38 63V62H37ZM45 62H43V64H44ZM92 63H94V64H92ZM10 65H12V62L11 63H9ZM19 65H20V63H19ZM18 65V66H19ZM23 66H24V68H26V66L27 65H24L23 64ZM32 66H33V63H32ZM36 66V65H35ZM45 66V65H44ZM63 67V65H60V67ZM11 67V66H10ZM20 67V66H19ZM31 67V66H30ZM42 67V66H41ZM46 67V66H45ZM70 67V66H69ZM81 67L83 68V70L81 71L80 69H81ZM131 67H133L132 65H131ZM13 68H15V67H13ZM24 68H23V70H24ZM35 68H37V67H35ZM39 68V67H38ZM70 69V70H71ZM137 69V70H136ZM34 70V69H33ZM33 70H30V72L31 71H33ZM45 70V69H44ZM43 69H42V71L43 72H45ZM61 70H62V68H61ZM18 72H19V70H18ZM22 72V71H21ZM25 72V71H24ZM30 72H29V74H30ZM54 72V71H53ZM56 72V71H55ZM60 72H62V71H60ZM69 72V71H68ZM32 73V72H31ZM11 74V73H10ZM40 74V73H39ZM42 74V73H41ZM61 74V73H60ZM20 75V74H19ZM34 75V74H33ZM43 75V74H42ZM59 75V74H58ZM67 75V74H66ZM68 75V76H69ZM44 76H45V73H44ZM97 76V77H96ZM59 77H61V76H59ZM58 77V78H59ZM65 77V76H64ZM67 77V76H66ZM87 79H86V78ZM132 77H134V76H132ZM136 77V76H135ZM134 77V78H135ZM20 78V77H19ZM43 78V77H42ZM73 78V79H72ZM82 78H85L84 80L82 79ZM56 79H57V77H56ZM60 79V78H59ZM61 79H62V77H61ZM79 79L82 81V82H87L86 83V85H84L83 87L82 86H80L81 85V83H80V81H79ZM19 80V79H18ZM17 80V81H18ZM40 80H42V79H40ZM44 81H45V79H43ZM64 80V81H65ZM86 80V81H85ZM15 82V84L16 83H18V82ZM20 81V80H19ZM32 81V80H31ZM54 81V80H53ZM57 81H58V79H57ZM60 81V80H59ZM64 81H62L63 82V84L61 85L62 86V88L64 87V85H66L65 87H64V89L63 90H59L60 92H62V91H67V90H69L68 89V85L67 84H64L65 82ZM79 83H78V82ZM11 82V81H10ZM41 82V81H40ZM72 82H75V83H73L72 84ZM14 83V82H13ZM20 83H22V81H20ZM44 83V82H43ZM56 84H57V82H55ZM68 83V82H67ZM78 83V84H77ZM32 84H34V83H32ZM40 84V83H39ZM46 84V83H45ZM54 84V83H53ZM74 84H76V85H74ZM80 84V85H79ZM17 85V84H16ZM58 85V84H57ZM20 86V85H19ZM79 86V87H78ZM98 86V85H97ZM10 87H12V85H10ZM9 87V88H10ZM31 87V86H30ZM53 87H55V86H53ZM100 87V86H99ZM257 87V89L259 88V85L258 86H256ZM17 88V87H16ZM7 89V88H6ZM38 89V88H37ZM122 90H124V92L122 91ZM127 90V89H126ZM7 92H8V90H6ZM38 91V90H37ZM131 91V90H130ZM97 92V91H96ZM95 92V93H96ZM22 93V92H21ZM95 93H94V91L92 92V93H90V95H94V96H97V95H95ZM57 93H55V95H56ZM7 95H8V93H7ZM4 96H5V93H4ZM23 96V95H22ZM8 97V96H7ZM11 97V96H10ZM13 97V96H12ZM19 98H20V96H19ZM16 99V98H15ZM34 99V98H33ZM7 100V99H6ZM114 101H115V99H113ZM44 101V100H43ZM134 101V100H133ZM116 103H117V101H116ZM135 103V102H134ZM22 104V103H21ZM15 105H17V104H15ZM35 105V104H34ZM135 105V104H134ZM136 107V106H135ZM24 108V107H23ZM131 108V107H130ZM129 108V109H130ZM6 110V109H5ZM34 110V109H33ZM133 110V109H132ZM6 112V111H5ZM3 114H4V112H3ZM29 115V114H28ZM257 115H259V114H257ZM3 116V115H2ZM255 118V117H254ZM255 120V119H254ZM257 120V119H256ZM1 122H2V120H1ZM3 124V123H2ZM1 124V125H2ZM0 125V126H1ZM6 126V125H5ZM4 127V126H3ZM9 127V126H8ZM24 127V126H23ZM8 130V129H7ZM4 138V132H3V128L1 127V129H0V152H3V150H4V146L3 145H5V144H3L2 142H4V141H2V139ZM22 139H26V136L25 137H23ZM2 141V142H1ZM3 144V145H2ZM115 152V155H113V153ZM119 152H120V149H112L111 147H102V149H101V152H100V154L98 155V156H96V157H94L93 158V161H92V164H91V168H90V170H89V172L88 173H86L82 178H81V180L76 184V185H74V186H70V187H68V188H66V189H64L63 191H60L59 190V184H68L69 183V180H70V178L71 179H75V176H77V175H80V173H79V171L78 170H76L74 167L71 169V170H69V169H64L63 171H61L60 172V175H59V177H58V181H59V183L58 184H49V187H52V188H55V189H57L56 191H54L52 194H51V196L49 197V200H48V202H47V206H46V209L42 212V213H40V215L38 216V217H36V218H34V221H33V224L31 225V226H33V227H36V226H40V227H43V226H45V224H46V221L48 220V218L49 217H51L52 218V220H54L55 221V223L54 224H52V226L53 227H57V228H59L60 230L61 229H64L65 230V227H64V222L62 221V220H64L65 221V219H63V218H61V217H59V214H60V211H61V206H64L65 207V209H69L70 211H72V209H75V211H74V213H76V211H78V210H81L84 206L85 207H89V206H91L92 207V205L93 204H99V205H103L104 203H108L109 202V197H107L105 194L103 195L101 192H106V191H108V189L106 190V187L107 186H110V184L112 183V184H114L116 181V179L118 178V177H116L117 175L116 174H121L119 177L121 178L122 177V179H117V181L118 180H120L119 182H121V181H126V179L124 178V180H123V177H126L125 175L124 176H122V171H121V173H119L120 171H119V169L118 168H120L121 170H122V168H125V167H123L122 166V160L124 159V158H132V154L131 153H128L127 154V156L126 157H124L123 159L121 158V156L119 155ZM246 158V157H245ZM247 159V158H246ZM133 162V161H132ZM237 163H239V161H237ZM125 164H127L126 162H125ZM135 164V163H134ZM129 165H131L132 167L131 168H133V169H135V167H136V165H132V164H130L129 163ZM121 166H122V168H121ZM223 166L228 170V172H231L232 171V168L233 167H235V165H229L227 162H224V164H223ZM127 169V170H126ZM126 171H128V169H130V168H128V167H126ZM132 169V170H133ZM194 169H195V171L193 172V175H195V176H198V177H200V179H198L197 181H196V184H195V186H193L192 185V182H191V180L188 178V176L187 175H185L182 179H183V183H182V185H181V187L179 188V189H174L175 191H176V193H177V198L174 200V201H171V202H169V201H167V200H165L162 204H158L155 208H150V209H147L149 212H150V214H152V212H153V214H155V209L157 208L158 209V207H169V209L168 210H172V208H170L171 206H174L175 205V202L176 201H179V200H177L178 198H179V196H180V194L183 192V193H185V196H186V198H188V196H190L191 194H193L192 195V198H193V196H195V195H198V194H201V196H202V194H205V198H207L208 199V197H209V195L211 196V202H212V209H215V208H218L219 207V205H220V203L222 202L223 203V201L225 200V199H228V201H233V199L232 198H236V195L234 194V192L235 191H233V192H231V193H233L234 195H232L231 193H229L230 195H227V196H229V197H227L226 195H225V189H226V192H227V180L229 179V175L226 173L223 177H221L220 178V180L218 181V184H217V187H215V188H211V190L209 191V190H207V193L205 192V190L202 188V185L203 184H205V183H209L210 184V186H211V184L213 183V177L215 176V170H214V166L213 165H211V164H200V163H197V164H195L194 165ZM124 174V173H123ZM116 175V176H115ZM129 175L131 176V174L129 173ZM135 175V174H134ZM144 175V174H143ZM113 176L114 177H116L115 179H113ZM146 178H147V176H145ZM145 177L144 178H142V179H145ZM112 178V179H111ZM130 178H132V177H130ZM140 178V177H139ZM103 179V180H102ZM100 180H102L103 181V183H105L106 182V184H105V186H104V184H102V181H101V185H103L104 187H105V190L104 191H101V190H103V186L101 187L102 189H99V187L98 188H96L97 186H99L100 184H97V183H99V181ZM111 180V182H110V184H109V181ZM114 180V182H112ZM128 180V179H127ZM138 180V179H137ZM137 180H135V182L137 181ZM152 180V179H151ZM154 180V179H153ZM98 181V182H97ZM127 182H129V181H127ZM151 184H156L157 186H162V184H163V181L162 180H160V179H158V180H156V181H153V182H151ZM134 186H135V184H133ZM117 186V185H116ZM121 186V185H120ZM118 187H119V185H118ZM109 188V187H108ZM114 188V187H113ZM112 188V189H113ZM116 188V187H115ZM210 189V188H209ZM111 190V189H110ZM249 191H251L250 189H249ZM253 191V190H252ZM253 192H255V191H253ZM257 192V191H256ZM111 193H113V192H111ZM110 193V194H111ZM196 193H198V194H196ZM248 193V192H247ZM252 193V192H251ZM237 194V193H236ZM254 194V193H253ZM258 195L260 194L259 192L257 193ZM243 195V194H242ZM248 195V194H247ZM183 196V195H182ZM231 196H233V197H231ZM238 196H240V195H237V197ZM255 196V195H254ZM196 197V196H195ZM198 197V196H197ZM42 198V196H34V197H32L29 201H28V205H29V207H33V201H35L37 204L39 203V199H41ZM182 198V197H181ZM205 198H202L203 200H201L200 198H199V201H204V199ZM239 198V197H238ZM247 198V197H246ZM248 198H249V196H248ZM251 198V197H250ZM196 199H198V198H196ZM196 199H194L195 201H197ZM102 200H103V202H102ZM237 200V199H236ZM239 200V199H238ZM240 200H243V199H241L240 198ZM186 202H185V204L187 203V200H185ZM192 201H193V199H192ZM250 201V200H249ZM201 202V203H202ZM124 203V202H123ZM183 203V202H182ZM198 203H200V202H198ZM204 203V202H203ZM129 204V203H128ZM127 204V205H128ZM191 204H193V203H191ZM89 205V206H88ZM195 205V204H194ZM130 206V205H129ZM63 207V208H64ZM91 207L89 208V212H87V213H81L80 215H79V213H78V215L77 216H79V219H77L76 218V222H79V224H77V225H80L82 222L84 223H86V226L85 225H80L81 226V228H82V230H80V231H84L85 229H88L90 226H91V223L93 222V221H95L96 223H97V221H96V219H95V214H99V212L97 211L98 210V208L96 209V211H97V213H96V211L94 212L92 209H91ZM132 207V206H131ZM133 207H135V206H133ZM132 207V208H133ZM180 207H182V206H180ZM245 207V205L243 206V208ZM242 208V207H241ZM242 208V209H243ZM83 209H85V208H83ZM131 209V208H130ZM211 209V208H210ZM245 209V208H244ZM85 210H88V209H85ZM92 210V211H91ZM142 210V209H141ZM166 210V209H165ZM209 210V208H207V211ZM240 210V209H239ZM238 210V211H239ZM133 211H135V210H133ZM140 210H138V212H139ZM142 211H144V210H142ZM201 211V210H200ZM199 211V212H200ZM210 211V210H209ZM244 211V210H243ZM73 212V211H72ZM141 212V211H140ZM170 212H172V211H170ZM169 212V213H170ZM242 211H240L239 213H241ZM204 213V212H203ZM208 213H210V212H208ZM239 213H238V215H239ZM62 214V213H61ZM63 214H65L64 215V217H66L67 216V218L69 217L68 216V214L67 213H63ZM83 214V215H82ZM137 215V214H136ZM140 215H142V213L140 214ZM170 215V214H169ZM201 215V214H200ZM205 215V214H204ZM58 216V217H57ZM135 216V215H134ZM139 216V215H138ZM137 216V217H138ZM225 216V215H224ZM98 217H99V215H98ZM140 217V216H139ZM227 217V216H226ZM225 217V218H226ZM66 218V219H67ZM71 218H72V215H71ZM101 218V217H100ZM129 218V217H128ZM223 218V217H222ZM224 218V219H225ZM145 219V218H144ZM228 219V218H227ZM231 219V216H230V218L228 219V220H230ZM99 220H101V219H99ZM168 220V219H167ZM70 221V223H71V220H70V218L68 219V222ZM73 221L74 220H72V224H69L67 221H66V223H68V225L70 226H72L73 224H76V222L74 221V223H73ZM109 221V220H108ZM138 221V220H137ZM231 222L230 223H232V219L230 220ZM102 222V221H101ZM139 222H142V221H139ZM160 222V221H159ZM162 222V221H161ZM227 222H229V221H227ZM103 223V222H102ZM221 223H223L222 222V220H221ZM220 223V224H221ZM134 224H135V222H134ZM138 224V223H137ZM229 224V223H228ZM237 224V223H236ZM104 225V224H103ZM110 225V224H109ZM139 225H141V224H139ZM144 225V224H143ZM224 225H225V223H224ZM227 225V224H226ZM238 225V224H237ZM237 225H235L236 227H237ZM123 226V225H122ZM137 225H135V227H136ZM221 226H222V224H221ZM220 226V227H221ZM234 226V225H233ZM104 227V226H103ZM121 227V226H120ZM223 227V226H222ZM229 227V226H228ZM235 227V228H236ZM80 228V229H81ZM122 228V227H121ZM121 228H120V230H121ZM137 228V227H136ZM234 228V229H235ZM240 228V227H239ZM239 228H236V229H239ZM77 228H75L74 230H76ZM79 229V228H78ZM116 229H118V227H116ZM214 229V228H213ZM212 229V230H213ZM219 229V228H218ZM104 230L108 233V231H109V229H107V228H104ZM119 230V229H118ZM126 230V229H125ZM137 230V229H136ZM141 231V230H140ZM145 231V230H144ZM156 231V230H155ZM164 231V230H163ZM168 231V230H167ZM233 231V230H232ZM238 231H240V229L238 230ZM127 232H128V230H127ZM133 232V231H132ZM135 232V231H134ZM142 232V231H141ZM166 232V231H165ZM179 232V231H178ZM236 232H237V230H236ZM145 233V232H144ZM157 233V232H156ZM177 233V232H176ZM186 233V232H185ZM238 233V232H237ZM242 233V232H241ZM109 234H110V232H109ZM127 234V233H126ZM125 234V235H126ZM130 234V233H129ZM132 234V233H131ZM136 234V233H135ZM139 234V233H138ZM208 234H210V233H208ZM243 234H247V233H244L243 232ZM111 235V240H110V242L112 241V244H113V246H115V245H119L120 247H121V249H123V240L121 239V237H120V233H117V232H114V233H111L110 234ZM122 235H124V234H122ZM134 235V234H133ZM146 235V234H145ZM184 235V234H183ZM207 235V234H206ZM238 235H240V233H238ZM249 235V234H248ZM144 236V235H143ZM234 236V235H233ZM247 236V235H246ZM145 238L146 237H148L149 238V235L148 236H144ZM216 237V239L218 238L217 236H215ZM138 238V237H137ZM177 238V237H176ZM181 238V237H180ZM204 238V237H203ZM232 238V237H231ZM241 238V237H240ZM182 239V238H181ZM236 239V238H235ZM102 240H103V238H102ZM105 240H107V238L105 239ZM154 240V239H153ZM180 239H178V241H179ZM237 240H238V238H237ZM245 240V239H244ZM139 241H140V239H139ZM139 241H137V242H139ZM177 241V240H176ZM177 241V242H178ZM203 241V240H202ZM231 241V240H230ZM102 242V241H101ZM129 242V241H128ZM144 243H146V246H147V242H145V241H143ZM176 242V243H177ZM225 242V244H227V241H224ZM126 243V242H125ZM141 243V242H140ZM143 243V244H144ZM152 243V242H151ZM201 243V242H200ZM205 243V242H204ZM228 243H229V241H228ZM111 244V243H110ZM111 244V245H112ZM137 244V243H136ZM155 244V243H154ZM177 244H180V243H177ZM223 244V243H222ZM111 245H110V248H111ZM205 245V244H204ZM230 244H228V247H230L229 246ZM106 246V245H105ZM130 246V245H129ZM142 246V245H141ZM144 246V245H143ZM165 246V245H164ZM223 245H221V247H222ZM227 246V245H226ZM152 247V246H151ZM219 247V245H217V247L216 248H218ZM107 248V247H106ZM134 248H136L135 246H134ZM140 248V247H139ZM139 248H137V249H139ZM104 249H105V247H104ZM107 249H109V247L107 248ZM106 249V253L108 252V250ZM126 249V248H125ZM127 249H129L128 247H127ZM126 249V250H127ZM136 249V250H137ZM142 249H143V247H142ZM149 249H150V247H149ZM165 249V248H164ZM170 249H172V248H170ZM169 249V251H172V250H170ZM220 249V248H219ZM111 250V249H110ZM124 250V249H123ZM147 250V249H146ZM157 250H158V248H157ZM225 250V249H224ZM228 250H230L229 248H228ZM228 250L227 251H225V252H228ZM161 251H162V249H161ZM160 251V252H161ZM164 251V250H163ZM140 252V251H139ZM145 252V251H144ZM147 252H149V251H147ZM160 252L157 254V255H159L160 254ZM225 252H221V253H215V256H216V254H217V258L218 259H220V260H222V259H224L225 257H227L225 254ZM122 253H124V252H122ZM121 253V254H122ZM126 253V252H125ZM141 253V252H140ZM175 253V252H174ZM177 253H179V252H177ZM225 253V254H224ZM232 254V251L230 252L229 251V254ZM151 254V253H150ZM162 254H164L163 256L165 257L166 255H165V251L164 252H162ZM161 254V255H162ZM228 254V253H227ZM120 255V254H119ZM118 255V256H119ZM128 255V254H127ZM152 255V254H151ZM156 255V256H157ZM177 255V254H176ZM179 255V254H178ZM115 256V255H114ZM132 256V255H131ZM135 256H138V255H135ZM175 255L173 254L171 257H174ZM184 256V255H183ZM229 256V255H228ZM159 257H161V256H157V258L158 259H160ZM167 257V256H166ZM178 257V256H177ZM188 258V257H187ZM189 258H191V257H189ZM188 258V259H189ZM229 258H231V257H229ZM135 259V258H134ZM168 259H169V255H168ZM147 260V259H146ZM173 260H176V257L173 259ZM111 261V260H110ZM119 261V260H118ZM137 261V260H136ZM125 262H127V261H125ZM135 263V262H134ZM136 263H138V262H136ZM145 263V262H144ZM211 263V262H210ZM107 264H109V263H107ZM117 264H118V262H117Z\"/></svg>", "mask_w": 264, "mask_h": 264}, {"label": "crops", "instance_id": "obj_4", "mask_svg": "<svg viewBox=\"0 0 264 264\" xmlns=\"http://www.w3.org/2000/svg\"><path fill=\"white\" fill-rule=\"evenodd\" d=\"M67 61L71 65L73 64L72 62H70V60L68 58H67ZM45 66L46 67H44V69H45V72H46L45 74L46 75L45 76L44 75L41 76V77H43L41 79H42V81L44 83L41 85L39 91H34L33 84H32L33 82H31V81H29L28 85L25 87L26 92L29 94L28 99L23 104L26 116H32L34 110L39 108L40 102L43 101V100H44L45 110H48L52 106V103L55 100L56 95L58 93H60L61 90L64 89V87L62 88V86L57 85V84L56 85H47V84H45L46 83L45 81H50L51 80V82L55 83V82H57V79L60 76V73L67 74V73H69L68 72L69 70L68 71L67 70H62V72L58 71L56 63L46 62ZM56 77H57V79H56ZM43 79H45V81ZM53 86H55V87H53ZM96 86H97V84L94 85V87H96ZM105 87L106 86H104L103 88H105ZM36 92H37V94H35ZM55 93H57V94L55 95ZM120 95L114 98L115 102L116 101H117V103L119 102V98H121V96H122V95L121 96ZM5 111H3L4 112L3 116L0 115V125L3 123L0 126V129H1V127L4 129L5 125H7L9 123V119L11 117V113L9 112L10 110H5ZM1 120H2V122H1Z\"/></svg>", "mask_w": 264, "mask_h": 264}]
</instances>
